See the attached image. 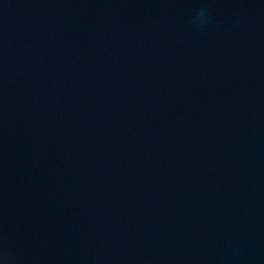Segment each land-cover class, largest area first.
Masks as SVG:
<instances>
[{"label": "water", "instance_id": "95a60500", "mask_svg": "<svg viewBox=\"0 0 264 264\" xmlns=\"http://www.w3.org/2000/svg\"><path fill=\"white\" fill-rule=\"evenodd\" d=\"M0 264H264V0H0Z\"/></svg>", "mask_w": 264, "mask_h": 264}]
</instances>
